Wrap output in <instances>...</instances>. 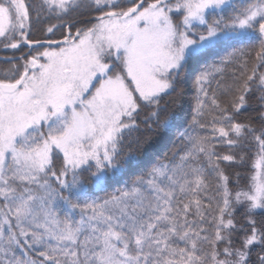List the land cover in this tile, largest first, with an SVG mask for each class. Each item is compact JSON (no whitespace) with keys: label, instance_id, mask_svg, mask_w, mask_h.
Segmentation results:
<instances>
[{"label":"snow or ice","instance_id":"6c2138e0","mask_svg":"<svg viewBox=\"0 0 264 264\" xmlns=\"http://www.w3.org/2000/svg\"><path fill=\"white\" fill-rule=\"evenodd\" d=\"M0 47V264H264V0H0Z\"/></svg>","mask_w":264,"mask_h":264},{"label":"trees","instance_id":"16d2710c","mask_svg":"<svg viewBox=\"0 0 264 264\" xmlns=\"http://www.w3.org/2000/svg\"><path fill=\"white\" fill-rule=\"evenodd\" d=\"M31 38L33 39L42 38V33L37 31L34 33V35ZM24 51L26 52L27 48H25ZM225 54L226 53H222V55H225ZM20 55H22V53L19 50L11 51V50H5L2 47H0V68L8 67V65L4 63V61L7 60L8 58H16V57H19ZM185 87H186V96L181 103L183 104L185 111H188L190 107L194 104L193 97L195 95V92L193 90V86L191 82H189ZM249 114H254V113H246L245 117H242V119H245ZM170 147H171V144H169L167 147H162L161 151L162 152L168 151ZM237 151H240V150H237ZM251 164H252V160L246 157V162L243 165L232 167L229 169V171L233 173H239L240 176L243 178L241 180V183L243 184L247 180V178L251 175V172H252ZM239 218L240 217L238 216V219Z\"/></svg>","mask_w":264,"mask_h":264},{"label":"rangeland","instance_id":"374dc122","mask_svg":"<svg viewBox=\"0 0 264 264\" xmlns=\"http://www.w3.org/2000/svg\"><path fill=\"white\" fill-rule=\"evenodd\" d=\"M6 50V49H5ZM11 51H16V50H11ZM12 59H14V58H12Z\"/></svg>","mask_w":264,"mask_h":264}]
</instances>
